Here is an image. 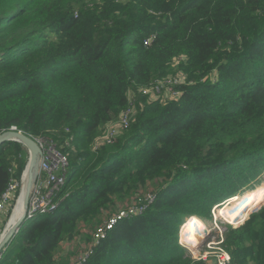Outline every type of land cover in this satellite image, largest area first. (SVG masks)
Here are the masks:
<instances>
[{
    "label": "trees",
    "instance_id": "1",
    "mask_svg": "<svg viewBox=\"0 0 264 264\" xmlns=\"http://www.w3.org/2000/svg\"><path fill=\"white\" fill-rule=\"evenodd\" d=\"M175 58L177 98L143 94ZM131 101L128 127L94 148ZM12 126L67 154V196L25 220L0 264H55L142 190L153 201L84 264H206L179 244L185 218L264 182V0H0V131ZM26 156L0 145V195ZM222 239L234 263L264 264V203Z\"/></svg>",
    "mask_w": 264,
    "mask_h": 264
},
{
    "label": "built area",
    "instance_id": "2",
    "mask_svg": "<svg viewBox=\"0 0 264 264\" xmlns=\"http://www.w3.org/2000/svg\"><path fill=\"white\" fill-rule=\"evenodd\" d=\"M149 41V38L146 39L145 44ZM178 59L181 60V58ZM184 80L185 76L183 74L176 73L171 77L164 78L148 87L143 88L142 93L149 95V97L153 100L160 98L165 99L167 97L177 98L180 92L175 90V86L182 83ZM135 111V103L131 101L127 109L121 112L118 119L109 123L105 127L102 135L95 140L94 148H97L101 143H111L116 134H118L122 129L128 127L130 119ZM9 130H17V128L12 126ZM1 133L2 132L0 131V134ZM32 138L39 145L42 155L39 164V173L29 195L28 206L25 211V220H33L38 216L55 212L61 201L67 196V193H63L69 172V159L67 154L63 153L54 144H48L47 140L43 137ZM21 188V179L19 181L12 179L5 191L0 195V230L1 227H4L5 225L2 232L5 230L7 223L11 218L14 210L13 207H15L14 202L17 203V194ZM154 197L155 196L150 194L144 198L143 202L129 204L125 208L119 209L115 213L108 216L102 222L103 224L101 223V228L96 231L92 244L89 245L88 248L84 249V252L77 258L72 259L67 264H84L98 243L106 237L109 230H111L121 220L143 213L148 204L153 201ZM8 215H10V217L7 221ZM182 225L180 227H182ZM199 231L200 232L197 234L199 244H196L197 246L190 245L185 242L180 243L179 239L180 245L187 249L193 261L196 262L202 260L207 264L209 260H213L214 264H236L232 261L229 251L222 245V238L216 242L209 241L206 244L205 242L208 240L207 236L209 235V232L207 231V233L204 234L201 230ZM180 236L181 229L179 238ZM202 245H205L204 249L200 248Z\"/></svg>",
    "mask_w": 264,
    "mask_h": 264
},
{
    "label": "rangeland",
    "instance_id": "3",
    "mask_svg": "<svg viewBox=\"0 0 264 264\" xmlns=\"http://www.w3.org/2000/svg\"><path fill=\"white\" fill-rule=\"evenodd\" d=\"M180 62H181V60H179L178 58H175V60L173 59L171 61L170 66L173 69V72H172V74H169L166 78L171 77V76L175 75L176 73H178L177 69H178V66L180 65ZM26 152H27V150H26ZM28 156H29V154L27 152V156H26L27 162H28ZM26 165H27V163H26ZM263 180H264V177L262 178V181ZM21 182H22V177H21ZM162 185H163V181L159 180L155 185H153V187L151 186L150 189L151 190H154L155 188L158 189ZM263 188H264V182H262L260 184H256L248 192H246L247 191L246 190V191L242 192L244 194L237 195L238 200L233 201V200H231V198H229L228 200L224 201V203H222L219 207L215 206L214 211L212 208L211 209V216L212 217L209 216L208 219H204V220H206V225H207L206 232L207 231L209 232L208 233L209 235L207 236L208 240L205 243L207 244L209 241H211V242L218 241L220 238H222V234L225 231V227L227 225L237 227V226L241 225L252 212L257 211L264 203V191L259 194L258 198L256 199V203L251 202V201H250L251 203H249V198L252 197L253 194L255 195L259 190H261ZM20 191L18 192L17 197H19ZM148 195H150V192H146V190H142L141 193H139L137 196H135L133 200L130 199V200H128V202L126 204H121V206L118 208V210L125 208L127 205L132 204V203L143 202L144 198H146ZM151 195L154 196V193ZM243 202H246V203H243ZM22 203H23V200H22L21 204ZM21 204L18 207L19 209H21ZM15 205H16V202H14V206ZM116 211H117V209L115 210V212ZM230 212H234L235 215H237L241 218H244V219H240L241 221L238 224H237L238 221L236 222V224H234L232 222H234L235 219L231 218ZM134 216H137V215H134ZM134 216H131L129 218H132ZM9 217H10V215L7 216V221L9 219ZM105 219H103L100 223H96L92 227H88L86 230V232L88 231V234L84 233V234H80V235L75 236L76 240L70 245V249L68 251H66V255L62 257V259L67 257L66 264L69 261H71L72 259L77 258L80 254H82L84 252V249L88 248L89 245L92 244L96 231L101 228V226L103 224L102 222ZM4 227H5V225H4ZM4 227L3 226L1 227L0 234L2 233V230L4 229ZM82 229H83V227L80 228V231ZM199 232H197V234ZM179 235H180V231H179ZM75 237L71 240V242L75 239ZM180 243H181V240H180ZM197 244H199V243H197ZM190 245H192V244H190ZM194 245H196V244H194ZM205 245L200 246V248L204 249ZM61 252H62V248H59L58 253H61Z\"/></svg>",
    "mask_w": 264,
    "mask_h": 264
},
{
    "label": "water",
    "instance_id": "4",
    "mask_svg": "<svg viewBox=\"0 0 264 264\" xmlns=\"http://www.w3.org/2000/svg\"><path fill=\"white\" fill-rule=\"evenodd\" d=\"M14 141L20 143L28 152V162L22 173L24 175L25 171L27 173V180L25 184V195H24V211L22 216L18 219L16 223L4 234L3 231L0 235V257L5 249V246L12 240L15 234L19 231L20 227L25 222V211L27 210L29 195L36 181L37 175L39 173V164L42 155V151L37 144V142L32 138V136L27 135L21 131L8 130L0 134V145L8 142ZM6 229V228H5ZM206 234V230L202 231ZM4 234V235H3ZM3 235V237H2Z\"/></svg>",
    "mask_w": 264,
    "mask_h": 264
},
{
    "label": "bare ground",
    "instance_id": "5",
    "mask_svg": "<svg viewBox=\"0 0 264 264\" xmlns=\"http://www.w3.org/2000/svg\"><path fill=\"white\" fill-rule=\"evenodd\" d=\"M26 180H27V173L25 171L24 175L22 176V188H21L18 200H17V203H16L14 210L12 212L11 218L7 223L6 229L3 232L4 234L12 227V225L14 223H16L18 221V219L23 214ZM22 191H23V197H22L23 207H22V209L18 210V206L20 203V201H19L20 195H21ZM263 191H264V188L259 190L257 193L255 192L256 194L255 195L253 194V196L249 198V203H251V202L256 203V199L258 198L259 194L262 193ZM231 200H233V201L238 200V196L234 195L233 197H231ZM243 203H246V202H243ZM180 229H181V236H180L181 243L185 242V243L192 244V245L197 244L199 242V238L197 237V232H199V230L203 231V230L207 229L206 220H204V219H202L196 215L186 217L184 222H183V225H182V227H180ZM3 235H2V237H3Z\"/></svg>",
    "mask_w": 264,
    "mask_h": 264
},
{
    "label": "crops",
    "instance_id": "6",
    "mask_svg": "<svg viewBox=\"0 0 264 264\" xmlns=\"http://www.w3.org/2000/svg\"><path fill=\"white\" fill-rule=\"evenodd\" d=\"M22 197H23V191H22V193L20 195V203H19V205L21 204V202L23 200ZM22 207H23V203L21 204V209H22ZM18 210H20V209L18 208ZM84 233H87L88 234V231L86 232V229L83 227V229L81 230L80 234H84ZM80 234H78V235H80ZM75 240H76V237H75V239L72 242L71 241L70 242H64V243L61 244V247L60 248H62V252L61 253H57L56 263L55 264H66L67 257L64 258V259H62V257L66 255V251H68L70 249V245ZM207 264H214V262H213V260H209Z\"/></svg>",
    "mask_w": 264,
    "mask_h": 264
}]
</instances>
